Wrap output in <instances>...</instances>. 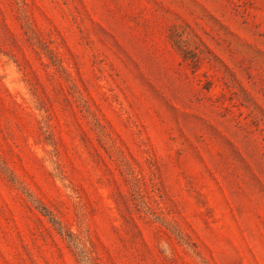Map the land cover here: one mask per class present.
Listing matches in <instances>:
<instances>
[{
    "label": "rangeland",
    "instance_id": "374dc122",
    "mask_svg": "<svg viewBox=\"0 0 264 264\" xmlns=\"http://www.w3.org/2000/svg\"><path fill=\"white\" fill-rule=\"evenodd\" d=\"M0 264H264V0H0Z\"/></svg>",
    "mask_w": 264,
    "mask_h": 264
},
{
    "label": "trees",
    "instance_id": "16d2710c",
    "mask_svg": "<svg viewBox=\"0 0 264 264\" xmlns=\"http://www.w3.org/2000/svg\"><path fill=\"white\" fill-rule=\"evenodd\" d=\"M56 223V222H55ZM58 224V223H57ZM68 238H70V239H73V236H72V234H68ZM74 240V239H73ZM73 240H70V241H72L73 242ZM76 241V240H75ZM78 245H80L79 243L80 242H76Z\"/></svg>",
    "mask_w": 264,
    "mask_h": 264
}]
</instances>
